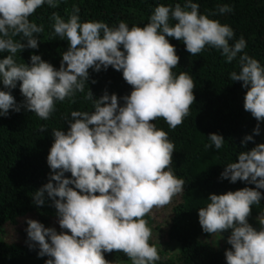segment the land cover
Masks as SVG:
<instances>
[{
  "label": "clouds",
  "instance_id": "1",
  "mask_svg": "<svg viewBox=\"0 0 264 264\" xmlns=\"http://www.w3.org/2000/svg\"><path fill=\"white\" fill-rule=\"evenodd\" d=\"M59 2L0 0V52L9 53L0 59L3 85L11 89L20 81L23 106L42 120L49 119L57 101L84 92L89 68L100 71L111 66L122 71L132 90L120 98L123 104L115 93L105 91L95 98L89 90L85 99L92 101L94 111L73 110L66 132L53 129L54 142L47 155L53 171L33 200L43 205L47 192L60 228L68 231L57 232L28 219V239L38 245L39 256L50 257L45 264H110L104 253L113 250L126 254L132 264H155L160 256L149 243L152 229L144 217L182 193L185 181L170 167L175 145L168 132L152 121L163 118L169 129H175L195 101L191 75L172 71L180 57L167 37L182 41L193 56L213 47L221 50L226 62L238 58L239 71H232L229 78L247 88L244 109L258 122L255 134L264 121V64L243 51L247 46L243 36L230 44L234 30L201 13L193 0L158 4L147 23L131 27L123 20L112 27L103 21H81L74 5L67 20L55 13L51 16L54 34L69 42L59 69L37 54L31 55L30 64L17 63L14 56L25 47L38 48L34 34L44 31L30 16L45 4L55 8ZM217 10L228 13L232 6L218 5ZM17 36L27 43L14 40ZM9 109L19 111L20 105L10 91L0 90V115H7ZM252 139L246 135L242 143ZM208 140L206 148L221 149L225 143L217 133L209 134ZM221 178L255 187L210 194L209 202L198 210L199 224L210 235L231 229L227 264H264V218L259 219V229L248 222L252 206L264 198L260 191L264 143L240 152L237 161L226 164Z\"/></svg>",
  "mask_w": 264,
  "mask_h": 264
},
{
  "label": "trees",
  "instance_id": "2",
  "mask_svg": "<svg viewBox=\"0 0 264 264\" xmlns=\"http://www.w3.org/2000/svg\"><path fill=\"white\" fill-rule=\"evenodd\" d=\"M193 2L199 4L201 13L210 14L211 18L228 24L234 30L235 37L230 44L243 36L247 44L243 51L264 64V0ZM176 3L183 5L184 0H60L55 8L45 4L29 18L44 28L43 33L34 34L38 48L25 47L14 59L17 63L30 64L31 55L37 54L59 69L62 53L67 50L69 42L54 34L51 16L55 13L67 20L74 5L79 8L81 21H103L112 27L123 20L131 27L147 23L156 5ZM222 4L231 5L232 11L220 14L217 6ZM13 39L20 40L21 37ZM167 39L180 57L172 71L176 74L186 71L191 75L195 84V101L190 106L189 115L175 129H169L163 118L152 121L157 128L167 131L174 143L170 167L185 184L184 191L174 196L170 203L153 208L144 217L152 229L149 243L157 248L160 256L155 264H227L225 251L231 248L227 243L231 229L215 235L204 232L199 224L198 210L206 206L210 194L255 187L241 180L232 183L221 178V173L226 164L238 160L240 152L264 143V121L259 122L260 131L255 134L253 129L258 122L244 109L247 88L242 87V81L229 78L232 71H239L238 58L226 62L221 50L213 47H206L193 56L186 51L182 41L172 37ZM21 42L27 43L25 39ZM8 54L7 51L0 52V59ZM88 71L84 92H77L73 98H66L63 102L57 101L48 120L40 119L23 106L25 97L20 91V81L11 89L0 81V90L10 91L20 105L19 111L9 109L7 115H0V264H45L50 258L39 256L38 245L28 239V219L53 227L57 232L68 231L60 228L57 210L47 192L43 205H36L33 200L34 193L49 181L53 171L47 163V155L54 142L53 129L66 132L73 110L94 111L92 101L85 99L89 90L95 98L105 91L109 95L115 93L121 104L123 100L120 98L132 90L122 71L111 66L107 70L89 68ZM211 133L224 137L221 149L205 147L210 143L208 135ZM246 135H252L253 139L242 143ZM64 175L71 177L70 172ZM260 191L264 193V189ZM260 218H264V198L259 205L252 206L248 222L259 229ZM160 243H166L174 251L159 250ZM104 258L110 264H132L126 254L116 250L105 252Z\"/></svg>",
  "mask_w": 264,
  "mask_h": 264
},
{
  "label": "rangeland",
  "instance_id": "3",
  "mask_svg": "<svg viewBox=\"0 0 264 264\" xmlns=\"http://www.w3.org/2000/svg\"><path fill=\"white\" fill-rule=\"evenodd\" d=\"M160 244H162V243H160ZM164 244L166 245V243H164ZM164 244H162V245H160V246L158 247L159 250H167V251H171V252L174 251V248H172V247H170V246H167V245H166V247H165Z\"/></svg>",
  "mask_w": 264,
  "mask_h": 264
}]
</instances>
